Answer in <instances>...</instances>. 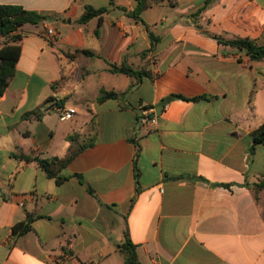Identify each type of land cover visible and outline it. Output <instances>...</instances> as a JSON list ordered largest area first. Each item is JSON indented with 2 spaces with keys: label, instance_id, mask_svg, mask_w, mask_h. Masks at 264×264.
Listing matches in <instances>:
<instances>
[{
  "label": "crops",
  "instance_id": "1",
  "mask_svg": "<svg viewBox=\"0 0 264 264\" xmlns=\"http://www.w3.org/2000/svg\"><path fill=\"white\" fill-rule=\"evenodd\" d=\"M103 1L0 0L47 17L17 31L21 57L0 98V264H125L127 236L140 264H264V145L252 153L251 136L264 124V59L213 38L264 45V0L203 11L204 0H147V54L137 2ZM86 6L110 10L81 24ZM124 61L150 77L130 90L110 71ZM101 90L125 95L99 103ZM60 107L76 113L61 121ZM143 110L153 123L138 128ZM75 135L93 146L58 184L37 160L65 158ZM18 224L31 230L15 235Z\"/></svg>",
  "mask_w": 264,
  "mask_h": 264
},
{
  "label": "trees",
  "instance_id": "2",
  "mask_svg": "<svg viewBox=\"0 0 264 264\" xmlns=\"http://www.w3.org/2000/svg\"><path fill=\"white\" fill-rule=\"evenodd\" d=\"M137 2V8L134 12L130 13V16L134 18L137 22H140L145 29L149 32L151 38V47L145 54L149 51L155 49V44L157 38L148 28L147 24L142 20L141 14L148 9L149 4L147 0H135ZM215 0H204L203 7L201 11L205 10L209 5H211ZM109 6H115V0H109ZM110 7H102L95 9L92 6H86L84 13L81 16L79 23L87 24L93 19L97 18L99 23L102 22L103 16L109 12ZM47 17L39 14L35 11H28L20 6L15 5H2L0 4V40L2 41V47L0 48V98L6 92L10 82L12 81L16 73V65L21 57L22 49L18 43L22 40V36L17 34V31L26 25L37 26L43 23L44 19ZM219 44L224 46H229L237 49L238 51L245 52L248 56L262 60L264 59V45H259L255 40L246 38H237L234 40H224L223 38L214 36L213 37ZM87 57H93L94 54L89 51H79L77 52ZM112 73L124 74L130 77L131 83L129 89H133L144 77H150V72L146 69L134 70L127 61H124L120 66L112 65L110 68ZM125 95L118 94L116 92H108L106 90H101L100 95L97 99L99 103H103L109 99H120ZM176 98L183 99L185 101H199L208 99L207 96L196 97V98H185L183 96H175ZM93 124L95 122L93 120ZM141 124V113L137 119V126L140 127ZM251 136L253 138L252 153L259 145H264V124L252 131ZM79 136H69L68 142L70 144L68 155L61 158H52L50 160H37L41 168L46 172L48 177L55 178L57 183L60 184L64 179L58 178V171L66 167L79 153L83 152L85 149L93 146L92 142L86 144L78 143ZM138 156V152L136 157ZM22 159L31 160L28 157H21ZM81 179V176H78ZM227 186V185H223ZM256 194L259 191L264 190V181L255 185ZM90 193L94 191L89 188ZM257 197V196H256ZM15 235H22L31 230L30 224H18L14 227ZM125 243L120 245L118 248L125 256V264H140L137 253L136 246L132 244L129 237H126Z\"/></svg>",
  "mask_w": 264,
  "mask_h": 264
},
{
  "label": "built area",
  "instance_id": "3",
  "mask_svg": "<svg viewBox=\"0 0 264 264\" xmlns=\"http://www.w3.org/2000/svg\"><path fill=\"white\" fill-rule=\"evenodd\" d=\"M45 36L48 37L51 40V44L57 46L60 38H61V34L59 31H57L54 28H48L47 31L45 32ZM57 112L59 114V118L61 121H69L73 118V116L75 115L76 111L73 108H65V107H60L57 108ZM153 123V120L151 118V113L149 110H143L141 112V124H140V128H142L145 125H150Z\"/></svg>",
  "mask_w": 264,
  "mask_h": 264
},
{
  "label": "rangeland",
  "instance_id": "4",
  "mask_svg": "<svg viewBox=\"0 0 264 264\" xmlns=\"http://www.w3.org/2000/svg\"><path fill=\"white\" fill-rule=\"evenodd\" d=\"M103 3L105 4L106 3V0L105 1H103ZM145 21L147 22V20L145 19ZM193 21H195V17L193 18V20H192V23H193ZM148 23V22H147ZM1 42V41H0ZM145 47H146V45H145V41H144V39H143V37L138 41V43H137V49L138 50H143V49H145ZM263 191V190H262ZM262 191H259V192H257V194H256V199L258 200V202H261V192ZM255 192H256V190H255ZM262 212H263V214H264V210H262Z\"/></svg>",
  "mask_w": 264,
  "mask_h": 264
},
{
  "label": "water",
  "instance_id": "5",
  "mask_svg": "<svg viewBox=\"0 0 264 264\" xmlns=\"http://www.w3.org/2000/svg\"><path fill=\"white\" fill-rule=\"evenodd\" d=\"M170 99H168V101H169Z\"/></svg>",
  "mask_w": 264,
  "mask_h": 264
}]
</instances>
